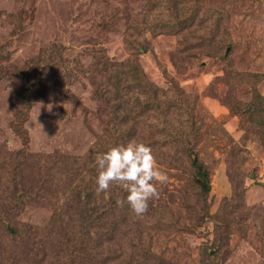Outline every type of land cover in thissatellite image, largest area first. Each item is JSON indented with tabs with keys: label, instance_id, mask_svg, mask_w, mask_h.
Here are the masks:
<instances>
[{
	"label": "rangeland",
	"instance_id": "1",
	"mask_svg": "<svg viewBox=\"0 0 264 264\" xmlns=\"http://www.w3.org/2000/svg\"><path fill=\"white\" fill-rule=\"evenodd\" d=\"M159 6L154 0H0V264L264 261V146L259 133L264 101L253 114L248 104L253 79L232 74L231 84L237 85L232 92L226 76L227 69L257 75L254 84L264 99V0H193L185 9L183 21L195 16L209 22L214 12L221 15V29L231 35L220 53L213 50L217 40L208 47L210 37L196 41L190 27L175 34L164 31ZM138 13L145 17L143 23ZM43 54L53 60L45 63L47 99L33 105L19 134V90L40 80ZM225 54H230L228 63ZM130 58L138 59L157 86L167 90L174 82L203 108L206 133L200 157L211 171L213 218L205 227L198 225L191 178L152 152L168 175L165 184H157L159 198L149 201L143 216L127 221L115 240L90 249V260L98 259L89 262L81 260L74 243L68 244L72 235L63 222L76 213L77 193L96 180L95 158L106 151L97 147L107 140L109 120L98 93L110 86L105 80L111 73L102 65ZM238 186L246 189L247 206L261 205L262 211L249 216L242 207L235 218L238 226L230 230L229 250L215 255L214 222ZM112 188L95 192L97 201L109 199ZM155 208L163 213L160 225ZM126 214L136 217L129 209Z\"/></svg>",
	"mask_w": 264,
	"mask_h": 264
},
{
	"label": "trees",
	"instance_id": "2",
	"mask_svg": "<svg viewBox=\"0 0 264 264\" xmlns=\"http://www.w3.org/2000/svg\"><path fill=\"white\" fill-rule=\"evenodd\" d=\"M157 1L160 3L157 11L161 17L160 21L164 25V31L175 34L190 27L192 29L191 35L196 41L201 40L202 35L205 36L204 38L210 37L208 47L214 42V39L217 40L216 46L213 48L217 53H220L222 46L229 42L227 38L231 34L228 30L221 29L220 14L214 12V16L209 18V22L195 16L183 21L186 17L184 11L193 0H154V3ZM147 6L148 10L153 9L151 2ZM138 16L142 18L143 23L145 17L141 13H138ZM214 23L216 24L214 25ZM229 56L230 54L223 56L226 63H228ZM51 60V55L45 56L43 54L38 61L43 64L40 80L33 82L30 88L22 87L19 90V108L15 115V131L19 134L22 133L33 105L47 99L46 79L43 78L44 72L48 68L45 63ZM35 63L33 61L28 69H34ZM100 64L98 61L97 65ZM56 65L54 64L55 67ZM98 69L100 66L96 68L97 71ZM102 70L111 73L106 76L107 80H105V83H111L110 86L103 87L104 90L101 89L102 94L98 93L100 100L104 102L109 120L106 123L107 140L98 141L97 147L101 144L102 147H106L105 150L107 151L113 146L127 144L132 140L141 143L143 142L142 138L145 139V145L151 147L153 153H158L162 156L161 158H164V161L176 168L178 174L189 175L188 179L191 178L192 186L196 189L193 211L196 213L198 225L205 227L207 223L212 221L213 217L209 201L211 171L200 157V145L204 141L206 133L203 131L205 119L203 108L192 96L186 95L184 91L179 89L174 82L170 88L164 90L147 79L140 62L136 58H130L119 63H106L102 65ZM226 72L228 79L232 74L243 80L253 79L251 90L253 101L248 104L252 108L253 114L258 112L264 99L254 84L257 83L255 77L257 75L242 73L241 71L237 73L235 70L228 71V69ZM231 81H235V79L233 78ZM231 81L229 79L228 84L232 92H235L237 85L231 84ZM229 106L233 107L231 104ZM261 118L264 119V116L261 115ZM261 127L262 130L259 131L260 140L264 146V126ZM93 173L96 177V166L93 168ZM96 187L97 185L93 181L90 185L84 186V190L77 193L74 200L76 213L69 215L71 218L63 222L68 227L66 232L71 231L70 234L72 235V240L68 244L74 243L77 246L78 255L82 256L81 260H90V249H95V245L103 247L106 241L115 240L116 235L126 226L127 221L139 218L126 214L128 209L131 211L126 203L123 207L117 204V200H126L127 193L121 187L113 185L109 199L101 202L97 201ZM234 191L233 197L220 206L214 222V238L211 241V247L215 249V255H225V252L229 250L230 230L233 225L238 226L235 218L242 207L249 216L252 211H262L261 205L247 206L244 186H238ZM153 210L158 218V225H160V219L162 223L164 218L163 213L161 216L158 209ZM73 219L76 222H73ZM215 255L213 256L215 257ZM97 259L94 258L89 262ZM157 264L166 263L159 262ZM203 264L211 263L204 261ZM260 264H264V261Z\"/></svg>",
	"mask_w": 264,
	"mask_h": 264
},
{
	"label": "clouds",
	"instance_id": "3",
	"mask_svg": "<svg viewBox=\"0 0 264 264\" xmlns=\"http://www.w3.org/2000/svg\"><path fill=\"white\" fill-rule=\"evenodd\" d=\"M95 164L97 194L107 192L113 185L121 187L127 193L126 200H117V204L123 207L126 203L137 217L147 212L150 200L159 198L157 184L168 181V175L158 166L151 147L135 140L98 154Z\"/></svg>",
	"mask_w": 264,
	"mask_h": 264
}]
</instances>
